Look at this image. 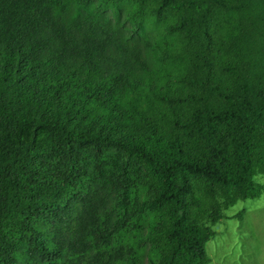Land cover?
<instances>
[{
    "label": "trees",
    "instance_id": "obj_1",
    "mask_svg": "<svg viewBox=\"0 0 264 264\" xmlns=\"http://www.w3.org/2000/svg\"><path fill=\"white\" fill-rule=\"evenodd\" d=\"M262 174L264 0H0V264H212Z\"/></svg>",
    "mask_w": 264,
    "mask_h": 264
},
{
    "label": "rangeland",
    "instance_id": "obj_2",
    "mask_svg": "<svg viewBox=\"0 0 264 264\" xmlns=\"http://www.w3.org/2000/svg\"><path fill=\"white\" fill-rule=\"evenodd\" d=\"M109 149L121 164L124 150ZM255 182L264 185V174L257 175ZM240 212H244L242 219L235 217ZM227 215L230 218L212 227L216 235L206 245L212 264H264V193L256 199L240 201Z\"/></svg>",
    "mask_w": 264,
    "mask_h": 264
}]
</instances>
